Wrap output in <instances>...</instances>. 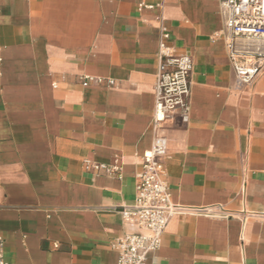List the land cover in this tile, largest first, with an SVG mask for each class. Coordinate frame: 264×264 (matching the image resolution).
<instances>
[{
	"label": "crops",
	"instance_id": "obj_1",
	"mask_svg": "<svg viewBox=\"0 0 264 264\" xmlns=\"http://www.w3.org/2000/svg\"><path fill=\"white\" fill-rule=\"evenodd\" d=\"M161 28L191 58L190 110L160 130L179 210L146 264H264V74L237 82L219 0H0V263L116 264L138 232L120 212L153 140Z\"/></svg>",
	"mask_w": 264,
	"mask_h": 264
},
{
	"label": "built area",
	"instance_id": "obj_2",
	"mask_svg": "<svg viewBox=\"0 0 264 264\" xmlns=\"http://www.w3.org/2000/svg\"><path fill=\"white\" fill-rule=\"evenodd\" d=\"M219 2L223 16L220 37L225 42L236 80L238 83H251L264 74V0ZM160 31L159 67L153 87V140L150 149L141 157L134 204L120 212L123 222L135 227L138 232L126 233L115 241L113 248L117 253L116 264H146L148 256L159 248L169 220L179 210L172 204L168 188L161 178L166 140L160 130L173 113L179 114L183 123L188 120L192 61L190 56L176 55L165 47L163 40L167 35L164 29ZM91 167L109 176H116L120 170L116 163ZM197 212L210 218L227 217L221 207L205 208Z\"/></svg>",
	"mask_w": 264,
	"mask_h": 264
}]
</instances>
